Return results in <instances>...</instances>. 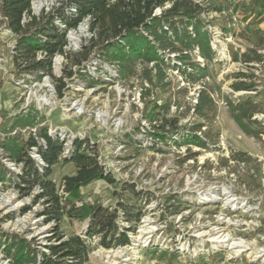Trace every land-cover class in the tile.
Returning a JSON list of instances; mask_svg holds the SVG:
<instances>
[{
    "label": "rangeland",
    "instance_id": "1",
    "mask_svg": "<svg viewBox=\"0 0 264 264\" xmlns=\"http://www.w3.org/2000/svg\"><path fill=\"white\" fill-rule=\"evenodd\" d=\"M38 1L44 6L36 16L54 14L53 23L64 28L56 16L62 0ZM194 1L205 8L201 18L216 58L208 62L193 52L191 61L205 67V76L191 80L173 67L180 64L174 60L178 54L167 51L172 62L158 88L146 81L147 67L140 62L134 74L120 78L97 49L79 69L67 54L82 57L83 47L91 46L89 21L67 30L64 52L51 58V75L38 77L42 71L25 70V62L15 60L17 37L0 11V162L7 177L21 172V165L2 160L8 153L1 143L47 126L67 148L77 137L88 138L118 180L117 186L96 180L79 191L62 192L65 199L78 206L100 202L109 207L122 200L143 210L135 231L128 232L130 244L109 249L85 234L89 219L64 217L60 232L81 235L89 243L88 264H264V0ZM55 57L61 58L59 67ZM59 79L66 84L62 95ZM205 97L212 106L198 117L195 107ZM242 100H252L260 110L249 121L251 134L229 109ZM168 101L170 107L153 122L145 117L155 102ZM174 116L179 123L172 129L166 120ZM196 123H202L195 132L205 147L180 138ZM155 124H166L159 128L164 139L149 134ZM239 154L250 161L236 160ZM75 171L72 163H58L51 178L59 186L64 175ZM125 182L135 184L141 196L123 191ZM38 192L35 187L21 195L9 181H0V264H13L5 251L8 239L26 238L38 254L56 242L55 223L41 212L43 200L34 202Z\"/></svg>",
    "mask_w": 264,
    "mask_h": 264
},
{
    "label": "trees",
    "instance_id": "2",
    "mask_svg": "<svg viewBox=\"0 0 264 264\" xmlns=\"http://www.w3.org/2000/svg\"><path fill=\"white\" fill-rule=\"evenodd\" d=\"M31 1L0 0V11L17 37L15 60L23 61V64L25 62V70L42 71L38 77L51 75V58L56 53L64 52L67 30L78 27L86 18H89L91 46L83 47V58L80 57V52L67 54L79 69L91 51L97 49L103 61L116 67L120 78L134 74L135 67L140 62L147 67L143 73L146 81L153 88H158L165 82L164 68L172 62L171 57L167 58V51L178 54L174 60L180 64L173 67L191 80L205 76V67L191 61L193 52L198 51L208 62L216 58V52L211 46L210 32L201 18L205 8L194 0H62L56 16L64 23V28L53 23L54 14L42 18L31 16V19L23 24L24 12L30 14ZM39 51L45 52L46 56L37 59ZM258 58L260 59V56ZM234 59L237 60L238 57L234 55ZM151 63L153 67L149 68ZM73 75V71L67 73L68 77ZM58 81H61L57 88L59 95H62L66 84L61 79ZM96 82L93 80L92 84ZM242 87L244 86H236V90ZM142 91L146 92L148 89L144 87ZM211 102L210 97L199 99V104L195 107L198 117L205 116L212 106ZM170 104V101L165 104L155 102L145 117L153 122L155 116L161 110L169 108ZM229 109L240 128L247 134L253 133L249 121L255 113L260 112L254 102L242 100L231 104ZM166 121L172 129L178 128L177 116ZM166 124H155L149 134L164 139V134L159 128ZM201 124H193L195 130L182 134L180 138L186 143L205 147L204 140L195 132L202 127ZM1 147L8 153L6 157L21 165V172L13 173L8 178L0 162V181H9L21 195H29L35 187L40 189L34 202L43 200L42 215L47 222L55 223L53 231L54 238L57 239L47 246V252L41 254L32 248L26 238L6 240L5 251L13 264H88L89 243L81 235L66 237L60 232V223L64 217L89 219L85 234L88 237H98L100 246L109 249L130 244L128 232L135 231L143 216L142 209L132 208L122 200H118L114 207L104 206L100 202L78 206L75 202L65 199L62 194L79 191L81 187L96 180H104L115 186L118 184L114 175L105 169L94 144L88 138L77 137L70 147L66 148L63 139L49 132L47 126H40L37 130L29 132L27 138L16 135L7 138L1 143ZM33 148L37 150L43 163L31 156ZM235 157L238 161H250L240 154ZM58 163H72L76 168L73 174L62 177L59 186L51 178L53 167ZM122 189L135 196L142 194L135 184L128 182L123 183ZM121 220L128 224H120ZM169 255L174 257V254Z\"/></svg>",
    "mask_w": 264,
    "mask_h": 264
},
{
    "label": "built area",
    "instance_id": "3",
    "mask_svg": "<svg viewBox=\"0 0 264 264\" xmlns=\"http://www.w3.org/2000/svg\"><path fill=\"white\" fill-rule=\"evenodd\" d=\"M38 0H32L31 1V6H30V14L29 13H27V12H24V14H23V17H22V23L23 24H25V23H27L30 19H31V16H36V15H38L43 9H42V7L44 6V4H41V6L40 5H38ZM1 19H5V21L6 22H8L7 21V18L6 17H1ZM89 20V18H86L85 20H83V22L85 21H88ZM82 23V22H81ZM80 23V24H81ZM88 24V23H87ZM68 44V43H67ZM12 48H13V50H15V44L12 46ZM46 56V53L45 52H43V51H39L38 53H37V55H36V58L37 59H42V58H44ZM56 58V57H55ZM19 84V83H18ZM65 146H66V143H65ZM66 148H67V146H66ZM31 156L35 159V160H37L39 163H43L42 162V158L40 157V155L38 154V152H37V150L35 149V148H33V150L31 151ZM7 159H9V158H4V157H2V160H7ZM99 159H100V157H99Z\"/></svg>",
    "mask_w": 264,
    "mask_h": 264
},
{
    "label": "bare ground",
    "instance_id": "4",
    "mask_svg": "<svg viewBox=\"0 0 264 264\" xmlns=\"http://www.w3.org/2000/svg\"><path fill=\"white\" fill-rule=\"evenodd\" d=\"M38 5H39V4H38ZM80 31H81V30H80ZM72 38H73L74 40L76 39V37H75L74 34H72ZM60 62H61V58H60V57H57L56 60H55V66H56V67H59V66H60ZM215 238H216V237H215ZM217 239L220 240L219 237H218ZM217 239H216V240H217ZM221 240H222V241H226V240H223V239H221ZM232 244H234V243H232ZM236 246H237V245H236ZM236 246H235V247H236Z\"/></svg>",
    "mask_w": 264,
    "mask_h": 264
}]
</instances>
